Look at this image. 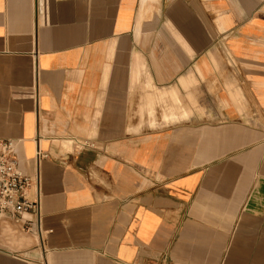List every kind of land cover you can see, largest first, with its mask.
<instances>
[{
	"label": "crops",
	"instance_id": "crops-1",
	"mask_svg": "<svg viewBox=\"0 0 264 264\" xmlns=\"http://www.w3.org/2000/svg\"><path fill=\"white\" fill-rule=\"evenodd\" d=\"M0 139V264H264V0H0Z\"/></svg>",
	"mask_w": 264,
	"mask_h": 264
},
{
	"label": "built area",
	"instance_id": "built-area-1",
	"mask_svg": "<svg viewBox=\"0 0 264 264\" xmlns=\"http://www.w3.org/2000/svg\"><path fill=\"white\" fill-rule=\"evenodd\" d=\"M38 157H43L40 152ZM33 188L34 199L30 198ZM6 222L19 224L26 233L43 236L39 180L21 170L14 142L0 139V225Z\"/></svg>",
	"mask_w": 264,
	"mask_h": 264
}]
</instances>
